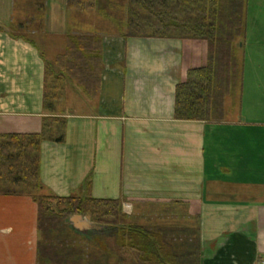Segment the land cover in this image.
Listing matches in <instances>:
<instances>
[{
	"label": "crops",
	"instance_id": "1",
	"mask_svg": "<svg viewBox=\"0 0 264 264\" xmlns=\"http://www.w3.org/2000/svg\"><path fill=\"white\" fill-rule=\"evenodd\" d=\"M66 1L49 0L40 38L60 35L54 17ZM13 5L0 0V133L40 132L44 60L38 48L8 34ZM204 43L104 34L100 94L88 99L82 92L85 112L59 109L65 141L42 143L40 178L45 192L64 197L84 195L90 180L93 197L121 200L124 213L143 224L149 205L183 210L185 203L188 215L168 220L179 225L200 216V264H264L263 80L247 83L243 58V82L226 98L223 120L174 118L177 84L207 63ZM231 96L242 104L235 112L227 109ZM68 220L82 242L117 230L88 214ZM39 240L37 203L0 194V264H38Z\"/></svg>",
	"mask_w": 264,
	"mask_h": 264
},
{
	"label": "trees",
	"instance_id": "2",
	"mask_svg": "<svg viewBox=\"0 0 264 264\" xmlns=\"http://www.w3.org/2000/svg\"><path fill=\"white\" fill-rule=\"evenodd\" d=\"M48 2L14 0V19L7 27L13 38L38 48L44 60L47 115L42 118V129L0 133V194L28 195L37 203L38 264H200V216L189 215L192 220L179 225L168 220L186 217L185 203L179 204L185 206L184 213L177 203L149 205L143 224L140 218L124 213L121 200L93 197L90 180L82 196L48 194L40 178L41 146L44 141H65L67 119L57 112L68 81L88 99L100 94L106 33L126 40L205 42L207 63L190 69L186 80L177 84L174 118L223 120L226 98L244 78L240 49L247 32L248 0H67L66 9L78 28L65 34L64 50L53 58L46 51L49 40L43 43L38 36L46 32ZM85 12L98 19L91 32L81 30L79 14ZM74 214H88L117 230L111 237L96 235L91 242L74 247L68 238L72 232L68 218Z\"/></svg>",
	"mask_w": 264,
	"mask_h": 264
},
{
	"label": "rangeland",
	"instance_id": "3",
	"mask_svg": "<svg viewBox=\"0 0 264 264\" xmlns=\"http://www.w3.org/2000/svg\"><path fill=\"white\" fill-rule=\"evenodd\" d=\"M248 13L249 18L247 20V37L246 39H243L244 47L240 49V53L241 56L245 58V75L247 83L249 85L251 83L256 85L255 80L260 79L263 80L264 84V69L262 72H260L259 68V65L261 63L260 56L262 58V61L264 62V37H258L261 31H264V0H248ZM68 14L69 10H67L66 7L61 8V12L58 17L55 14L56 17L54 18L57 21L55 22V25H59L60 35L54 34L50 38L46 39L47 41L45 39H42L43 43L48 42L49 40L48 55L50 58H53L54 54L62 52L64 50V35L68 33L69 29L71 30L78 28V26H76L77 20L70 18V15ZM79 15L81 16L80 20L83 21L81 23V30L85 32H91L93 30L92 21L96 20L95 14H93L92 12H85L80 13ZM62 29H64V32L62 31ZM53 31H57V29L53 28ZM42 42L39 40L38 45L45 50V45H43ZM72 84L73 85H71L70 81L67 82L65 88V96L63 98L64 101L59 106V109L60 111H65V114H67V112H71L73 109L77 110L78 108V111L82 109V111L85 112L86 108L84 104L86 100L83 98L85 96H83L82 91L76 84H74L73 82ZM258 86L260 87V84H258ZM236 98L237 97L235 96H231L228 99L227 109L229 110V112H235L237 109H239V107H242V104L239 101L240 98L238 100ZM262 107L264 111V106ZM68 238L71 239L70 243L74 245V247H78L79 245H82L83 242L81 241V238L83 239L84 237L78 235L75 232H71Z\"/></svg>",
	"mask_w": 264,
	"mask_h": 264
}]
</instances>
